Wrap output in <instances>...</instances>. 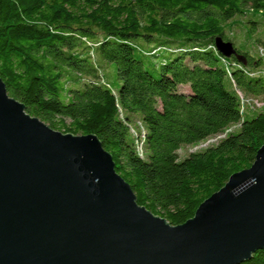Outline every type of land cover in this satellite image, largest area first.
<instances>
[{
  "label": "trees",
  "instance_id": "obj_1",
  "mask_svg": "<svg viewBox=\"0 0 264 264\" xmlns=\"http://www.w3.org/2000/svg\"><path fill=\"white\" fill-rule=\"evenodd\" d=\"M247 10L264 17V0H0V77L53 129L95 134L138 204L177 225L264 144V109L241 99L264 95V47L252 55L226 34ZM216 36L240 59L222 55ZM238 264H264V248Z\"/></svg>",
  "mask_w": 264,
  "mask_h": 264
},
{
  "label": "water",
  "instance_id": "obj_2",
  "mask_svg": "<svg viewBox=\"0 0 264 264\" xmlns=\"http://www.w3.org/2000/svg\"><path fill=\"white\" fill-rule=\"evenodd\" d=\"M262 248L264 144L172 225L138 204L95 134L53 129L0 77V264H238Z\"/></svg>",
  "mask_w": 264,
  "mask_h": 264
},
{
  "label": "rangeland",
  "instance_id": "obj_3",
  "mask_svg": "<svg viewBox=\"0 0 264 264\" xmlns=\"http://www.w3.org/2000/svg\"><path fill=\"white\" fill-rule=\"evenodd\" d=\"M254 20L257 22L255 25L254 32L250 31L249 35H252L250 39L247 38L246 29L249 31L252 28V24L248 22V20ZM234 25L226 31V34L234 41L235 47L243 50H249L252 55L258 54V46L264 47V17L259 12H251L247 10L243 15H236L233 18ZM232 24V23H230ZM139 43H143L140 39H137ZM243 45L247 46L248 49L243 47ZM109 68V69H108ZM150 68V67H148ZM105 79L113 86L117 87L119 85L118 81L115 79L113 74V64L109 63L107 68H104ZM185 89V88H183ZM250 98V97H249ZM255 103L256 111H260L264 109V95L262 96H254L251 97ZM215 139L208 138L198 144L191 145L185 144L178 149L177 153L179 158H183L187 154L193 151H198L204 149L205 147L214 144Z\"/></svg>",
  "mask_w": 264,
  "mask_h": 264
},
{
  "label": "built area",
  "instance_id": "obj_4",
  "mask_svg": "<svg viewBox=\"0 0 264 264\" xmlns=\"http://www.w3.org/2000/svg\"><path fill=\"white\" fill-rule=\"evenodd\" d=\"M241 99H242V104L245 103V104L252 105L254 107L256 106L255 103L257 104V102L254 101L252 98L243 99L241 96ZM238 125L239 124L236 123V124L228 126L227 128L224 129V131L219 132L216 135L212 136V139H215L214 142L216 143L219 139L223 138L227 133L235 130L238 127ZM131 132H132L133 136L135 137V142H136V147H137L138 153L140 156H142V153H143L142 143H143L144 137H145V132H144L143 126L140 123H138V131L131 129ZM209 138H211V137H209Z\"/></svg>",
  "mask_w": 264,
  "mask_h": 264
}]
</instances>
